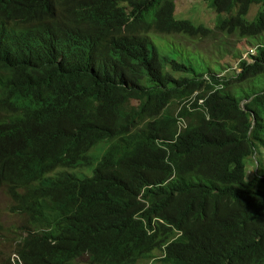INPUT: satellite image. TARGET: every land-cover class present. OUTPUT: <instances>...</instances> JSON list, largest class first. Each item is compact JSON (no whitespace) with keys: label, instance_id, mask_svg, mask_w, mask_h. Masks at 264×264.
<instances>
[{"label":"trees","instance_id":"obj_1","mask_svg":"<svg viewBox=\"0 0 264 264\" xmlns=\"http://www.w3.org/2000/svg\"><path fill=\"white\" fill-rule=\"evenodd\" d=\"M177 1L0 0V187L27 218L23 264L156 251L163 264H264V77L242 97L231 86L264 75V49L222 77L193 47L262 35L264 0H209L216 29L178 18ZM102 141L93 177L48 178L91 165Z\"/></svg>","mask_w":264,"mask_h":264},{"label":"rangeland","instance_id":"obj_2","mask_svg":"<svg viewBox=\"0 0 264 264\" xmlns=\"http://www.w3.org/2000/svg\"><path fill=\"white\" fill-rule=\"evenodd\" d=\"M177 5L178 18L190 19L197 25L204 24L211 29L217 28L218 14L211 7L209 0H178ZM261 9L262 5H254L248 18L253 20ZM194 46H197L204 53L199 54L201 57L204 56L203 60L211 67L212 71L223 77H231L235 74V71L240 69L239 62L241 59L251 61L257 46H261L264 49V33L255 38H240L235 34L230 35L225 32H218L215 39H207ZM196 64L201 66V63ZM263 77L264 75L256 76L252 80L244 82L242 85H236L238 83H234L231 85L232 91L236 97H242L243 93H240L241 89L243 91L242 87L250 90L255 83L256 85H260V78ZM252 81H255V83H252ZM263 85L264 82L262 83ZM254 88L258 89L259 87L254 86ZM244 101L242 100V103ZM178 108L179 103L172 102L168 110L176 113ZM111 144V141H102L90 150L88 155L92 161L91 165L78 166L73 169L61 168L48 176V178L57 176L60 171H66L81 180L93 177L95 168L102 161ZM260 158L264 160V149L260 153ZM254 160L256 161L254 156L248 158L251 173H255ZM256 164H258L257 161ZM14 205V200L6 192L5 188L0 187V264H13L14 255L17 254L21 237L26 235L25 232H22V229L27 224V218L24 215L15 213L13 211ZM161 255V252L156 251L151 256L141 258L136 264H163L158 260ZM87 261L88 256L86 255L77 262L79 264H88Z\"/></svg>","mask_w":264,"mask_h":264},{"label":"clouds","instance_id":"obj_3","mask_svg":"<svg viewBox=\"0 0 264 264\" xmlns=\"http://www.w3.org/2000/svg\"><path fill=\"white\" fill-rule=\"evenodd\" d=\"M259 48H261V46H257V47H256L255 52L253 53V56L256 55V54L259 52ZM248 54H251V53H248ZM253 56H252V57H253ZM246 60H247V59H246ZM248 61H249V60H248ZM252 61H253V59H252L250 62H252ZM239 68H240V69L237 70L238 72L241 71V67H240V66H239ZM217 75H218V74H217ZM219 76H220V75H219ZM206 77H207V75H206ZM222 77H223V76H222ZM202 101H203V100H200V102H202ZM178 124H179V129H181L182 126H185V125H186V120H185L184 118H180ZM254 157L256 158V155H255ZM256 161H257V159H256ZM256 161L254 160L255 169L258 170V164H256ZM257 163H258V161H257ZM248 164H249V162H248ZM248 166H249V165H248ZM249 173H250V174H253V173H251V169L249 170ZM156 220H159L161 223H164V221L161 220V219L156 218L155 221H156ZM155 221H154V222H155ZM158 259H159V258H158ZM13 264H23L18 254H15V255H14Z\"/></svg>","mask_w":264,"mask_h":264}]
</instances>
